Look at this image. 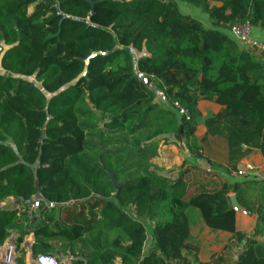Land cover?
I'll list each match as a JSON object with an SVG mask.
<instances>
[{"label":"trees","instance_id":"16d2710c","mask_svg":"<svg viewBox=\"0 0 264 264\" xmlns=\"http://www.w3.org/2000/svg\"><path fill=\"white\" fill-rule=\"evenodd\" d=\"M181 2L205 13L211 27L182 14ZM236 24L264 30V0H0V205L14 198L30 206L37 193L53 204L40 201L35 256L51 254L57 240L76 257L70 264H191L187 256L198 261V249L188 243V210L195 208L207 227L243 246L236 264H264V242L237 231L232 187L203 183L190 195L185 173L164 177L147 163L139 175L116 171L115 189L107 168L87 156L81 123L97 112L110 132L137 133L141 110H157L161 93L187 113L166 112L164 130L195 158L211 163L200 143L225 122L233 156L249 146L264 160V59L243 50L230 33ZM98 52L106 55L92 58L78 79ZM133 54L158 92L135 73ZM200 100L223 107L202 141L195 139ZM18 217L0 206V249Z\"/></svg>","mask_w":264,"mask_h":264},{"label":"crops","instance_id":"0c3cea01","mask_svg":"<svg viewBox=\"0 0 264 264\" xmlns=\"http://www.w3.org/2000/svg\"><path fill=\"white\" fill-rule=\"evenodd\" d=\"M211 6H220V4L212 3ZM201 23L205 27H211L210 19L207 15H205L204 22ZM253 37L257 41L264 44V30L260 28H254ZM255 57H257L258 59H264V57L259 55ZM160 98L163 102L166 101V99H163L165 98L163 94L160 95ZM166 102L169 103L168 101ZM198 107L200 110V117L197 120L195 139L202 141V139L208 135V128L206 125L207 121L217 117L222 112L223 107L217 104L216 102H210L205 100H200ZM158 110H160L159 107ZM168 111L171 110H160L159 112H162L160 114L164 115V117L168 119L165 115V113ZM226 126L227 123L224 122L223 125L213 131V134L208 136L207 142L200 143L203 146L208 145L207 148H205V155L209 158L211 163L207 162L206 160L195 158L192 154L188 153L182 148L178 147L179 150L181 149L180 151L177 148L175 149L174 146L171 145V142H175V135L173 134L172 138L168 137L169 134L167 135L164 129H153V133L150 135L148 134V139L146 142L147 150L145 151L147 153H140L139 156L145 157L147 154L150 157V166L154 168L156 172L159 171L160 173L165 174L166 177L177 178L180 173H185V180L188 183L190 195L196 193L194 182L192 183V185L189 182L191 181V178H197L198 184H196L198 187H200L201 184L208 182L205 181L204 178H208L213 181H217L218 179H220L223 181L224 184H228L229 186H231L233 183L239 182L234 178H229V175L226 174L227 172L223 173L222 171H232L231 166L235 163L237 170H241V168L253 165L254 167L264 171V160L258 149L249 146H243L240 149L241 152L239 154H236L235 156L232 155L228 141L229 135L227 131H225ZM141 131L142 129L139 130L137 133H140ZM178 170L180 171L179 174L173 175V172ZM200 174H203V176H201ZM262 175L264 176V173H262ZM240 183L244 182L241 181ZM235 192L236 189L233 188L229 194V197L231 200L232 208L236 212L237 231L246 234L247 237L255 236L257 240L263 242L259 238V233H257V230H255L256 217H253V224L251 222L252 219H241L240 213L238 212V207L234 203ZM0 206L6 209H16L19 212V220L16 223L15 227L10 231V236L7 239V241L11 240V243L15 244L16 261L17 259L22 258L23 255V260L25 264H34V258L36 256L34 255L32 248L33 244L35 243V236L32 230L34 229L36 224L40 222L42 223L44 221V211L39 209V212L34 214L32 213L30 206H26L22 203H19L14 198L6 199L1 203ZM246 212L247 211H243L245 216ZM188 215L190 220V239L188 243L198 249V261L193 260L191 255L187 256L189 261H191V264H215L214 262L216 260V257H226L224 252L230 248L232 242L234 244H237L234 240H232V234L222 231H214L207 227L198 209L190 208L188 210ZM22 231H28L29 234L25 236L24 242L19 247V249L18 238ZM226 237L227 242L229 243L230 241L228 245L227 242L224 241V238ZM7 241L5 245L8 244ZM54 243L61 242L57 240L53 241L52 243H50L52 247ZM5 245L1 249H3ZM237 248L238 252L236 253V257L234 258L233 264H236L237 257L242 252L243 246L237 244ZM74 259H76V257L74 256L65 257L63 263L70 264ZM0 264H4L3 261H0ZM171 264L182 263L174 261Z\"/></svg>","mask_w":264,"mask_h":264},{"label":"rangeland","instance_id":"374dc122","mask_svg":"<svg viewBox=\"0 0 264 264\" xmlns=\"http://www.w3.org/2000/svg\"><path fill=\"white\" fill-rule=\"evenodd\" d=\"M179 10L182 14L190 16L200 22H204L205 19V13H203L200 9H197L191 5L185 4V3H179ZM136 55V54H135ZM151 87L155 89V91L158 92V89L155 86V83L152 81ZM157 98L155 100V103L159 107L161 111L165 110H171L174 112L176 117L179 119L181 117L180 113L177 111V109H174L171 107L169 103L163 102L160 98V93H158ZM88 107H91V105L85 103L83 105V109L87 110ZM160 110H155L154 112L145 113L146 109H142L141 112L144 114L143 120V129L140 133H134L131 134L128 130H124L121 132H110L105 128V122L108 121V117L104 116L102 114H99L97 112H92V114L84 119H81V123L86 128L87 133V156H89L93 160H98V162L103 165L105 168H107L108 172L115 177L116 171L119 169H122L123 167H127L129 174H142V167L146 165L147 163H150V157L146 154L145 157L139 156L140 153H147L145 152L146 149V142L148 138V134H152V130H161L165 129L168 125V119L164 117V115L160 114L162 112H159ZM162 119V121H161ZM167 121H166V120ZM126 129V128H125ZM146 133V134H145ZM169 134V135H168ZM168 137L172 138L173 133H167ZM168 142V140H167ZM170 144V143H168ZM171 145L174 146V148L178 149L182 148L178 144L177 140L175 139V142H171ZM183 149V148H182ZM179 150V149H178ZM181 150V149H180ZM179 150V151H180ZM252 167L251 170L247 171V167L241 168V170L236 171H223V173H226L229 175V178H234L239 182L233 183L230 187L232 189H236L235 192V198L234 203L238 207V212L240 213L241 219L248 220L252 219V224L254 223L253 217H256V225L255 230L259 233V238L264 242V222L260 221L259 217V211H264V176L261 169H258L254 167L253 165H250ZM243 171L244 173H248L246 176L240 175L239 172ZM158 174L164 176L165 174L160 173L157 171ZM179 170L173 172L174 174H179ZM195 174V173H194ZM233 174V175H232ZM203 176V174H200ZM166 176V175H165ZM243 177V178H242ZM205 181H208L205 183L210 188H216L220 190L224 183L222 180L218 179L217 181L210 180L208 178H204ZM243 181L244 183H240ZM190 184L194 182V187L196 189H200V187L197 186V178H191V181H189ZM197 183V184H196ZM213 183V184H212ZM212 184V185H210ZM243 211L246 212V216L244 215ZM147 229H148V245L151 242V226L147 224V222H144ZM224 241L227 242V237L224 238ZM230 243V241H229ZM227 242V245L229 244ZM53 251L51 252L52 255H54L62 264L64 262L65 257L72 256V253L70 250L63 251L62 247L63 245L61 243H54L53 244ZM237 244L231 243V246L228 250L224 252L225 256L222 258V261H220L219 264H233L234 258L236 257L237 251ZM78 253V252H77ZM78 255V254H77ZM76 255V256H77ZM219 257H216L215 264L218 263ZM17 264V261H16ZM64 264V263H63Z\"/></svg>","mask_w":264,"mask_h":264},{"label":"built area","instance_id":"2783aa9c","mask_svg":"<svg viewBox=\"0 0 264 264\" xmlns=\"http://www.w3.org/2000/svg\"><path fill=\"white\" fill-rule=\"evenodd\" d=\"M253 31L254 27L249 24H236L230 28V33L239 41L243 50L254 57L257 55L264 57V44L254 39ZM175 107L181 116L187 115L186 111L180 108V106L176 105ZM251 169V166L247 167V171ZM239 174L246 176L247 172L244 173L243 171H240ZM39 208L40 200L35 198L30 205V209L32 213L35 214L39 212ZM7 243L8 244L0 251V261H3L4 264H16L15 244L11 243V240H8ZM34 264H60V262L54 255L39 254L34 258Z\"/></svg>","mask_w":264,"mask_h":264},{"label":"water","instance_id":"95a60500","mask_svg":"<svg viewBox=\"0 0 264 264\" xmlns=\"http://www.w3.org/2000/svg\"><path fill=\"white\" fill-rule=\"evenodd\" d=\"M92 6H94V3H92ZM119 49H121V46H118ZM106 53H102V52H98V53H93L91 55V57L89 59L86 60V68L84 70V72L79 76L78 79L83 78L86 74H87V66L89 65V62L92 58H95L97 56H105ZM133 59H134V70L135 73L139 75L140 79L148 86L151 87V83H152V77L143 75V74H139V70H138V66H137V59H136V55L133 54ZM165 99V98H163ZM111 176V181L114 184L115 189H118L119 184L116 182L114 175L110 174ZM36 198H38L40 201H44L46 203V205L48 206V208L53 207V204L47 200H45L42 195L40 193H37ZM8 242V241H7Z\"/></svg>","mask_w":264,"mask_h":264}]
</instances>
